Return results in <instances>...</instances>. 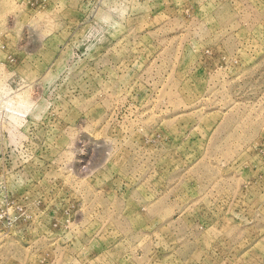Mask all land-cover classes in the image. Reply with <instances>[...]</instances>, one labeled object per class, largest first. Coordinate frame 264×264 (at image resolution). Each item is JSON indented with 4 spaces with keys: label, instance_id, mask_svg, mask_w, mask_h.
Masks as SVG:
<instances>
[{
    "label": "rangeland",
    "instance_id": "obj_1",
    "mask_svg": "<svg viewBox=\"0 0 264 264\" xmlns=\"http://www.w3.org/2000/svg\"><path fill=\"white\" fill-rule=\"evenodd\" d=\"M0 264H264V0H0Z\"/></svg>",
    "mask_w": 264,
    "mask_h": 264
}]
</instances>
